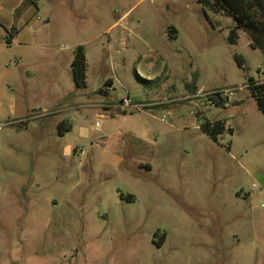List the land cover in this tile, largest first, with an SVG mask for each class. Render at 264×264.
Segmentation results:
<instances>
[{"label": "rangeland", "instance_id": "1", "mask_svg": "<svg viewBox=\"0 0 264 264\" xmlns=\"http://www.w3.org/2000/svg\"><path fill=\"white\" fill-rule=\"evenodd\" d=\"M233 26L198 0H0V264H264V53Z\"/></svg>", "mask_w": 264, "mask_h": 264}, {"label": "trees", "instance_id": "2", "mask_svg": "<svg viewBox=\"0 0 264 264\" xmlns=\"http://www.w3.org/2000/svg\"><path fill=\"white\" fill-rule=\"evenodd\" d=\"M204 9L213 10L216 13L224 12L234 21L231 27L229 38L236 41L239 37V30H244L251 38L252 48H260L264 53V0H198ZM208 15V14H207ZM240 65H244V60L240 54H236ZM72 70L74 80L77 85H87V55L84 45L79 44L74 52L72 60ZM247 87L255 97L257 104L264 111V80H259L254 76L248 78ZM217 104H225V99L217 92H213L210 97ZM63 130L68 131L72 128L70 124L63 121L61 123ZM204 130L213 138L223 133L226 129L225 122L217 120L207 121L203 124Z\"/></svg>", "mask_w": 264, "mask_h": 264}, {"label": "built area", "instance_id": "3", "mask_svg": "<svg viewBox=\"0 0 264 264\" xmlns=\"http://www.w3.org/2000/svg\"><path fill=\"white\" fill-rule=\"evenodd\" d=\"M214 92L219 93V95H220L221 97L225 98V96L228 95L229 89H225V90L220 89V90H218V91H214ZM128 100H129V99H127V100L125 101V103H123V105H130L131 103H130Z\"/></svg>", "mask_w": 264, "mask_h": 264}]
</instances>
